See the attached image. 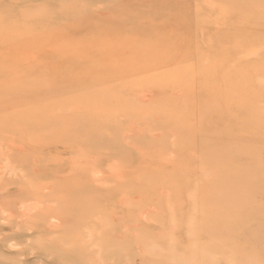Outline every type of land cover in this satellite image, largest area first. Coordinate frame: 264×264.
I'll return each instance as SVG.
<instances>
[{"label":"rangeland","instance_id":"obj_1","mask_svg":"<svg viewBox=\"0 0 264 264\" xmlns=\"http://www.w3.org/2000/svg\"><path fill=\"white\" fill-rule=\"evenodd\" d=\"M13 6H0V84L24 85L4 100L49 120L50 179L30 186L48 184L63 214L52 249L80 236L71 263L51 264H264V0ZM3 220L0 262L42 264Z\"/></svg>","mask_w":264,"mask_h":264},{"label":"bare ground","instance_id":"obj_2","mask_svg":"<svg viewBox=\"0 0 264 264\" xmlns=\"http://www.w3.org/2000/svg\"><path fill=\"white\" fill-rule=\"evenodd\" d=\"M19 1H23V0H0V6L14 5L17 8ZM10 16L8 18H4V16L0 13V24L2 23L5 24V22L11 23L12 20H10ZM12 18L15 19L14 13L12 14ZM75 72L78 73V75L81 74L79 70L75 69ZM70 75L71 73L68 74V76ZM75 77L77 76H72L69 79ZM81 77H83V75ZM16 80L17 79L12 78V81H14L12 82L13 83L12 86H9V83L5 85L0 84V141L2 138L7 139V143L5 145H0L1 146L0 165L1 164L3 165L0 166V183L2 182L1 190L4 191V193H8V196L6 197L1 196L0 198V218H4L5 220H7L6 226L11 231H13L11 237L15 238L17 242H26L27 243L26 253L36 256H41V259L43 260L42 264H51L50 260L52 259V257L56 260L65 258L68 259L71 263V260L69 258H72L76 253H78L77 252L78 249L76 248L75 242H77L80 239V236L77 234L76 235L71 234L69 237H67L68 233L66 231H63V229H60V231L61 232L63 231L64 234L61 236L63 237L61 240L67 241L69 243L72 242L71 243L72 246H70L71 248L68 249L62 247L58 248V252H55L52 249V243H51L53 238L51 239L50 237L51 229H52L51 227L54 226L53 224L55 220L52 222L51 218L54 217L55 214H57L59 218H63V214L62 212L54 213L51 211L49 204L51 203L53 197L52 194H50V190H49L50 186L48 184L47 186H44L40 190H37V188L32 189L30 186L31 183L35 180L48 181L50 179L51 162H50V158H48L45 153L47 147H49L48 146L49 142H47L46 138L41 137V136H46L45 134H47V132L43 131L39 133L38 131L39 130L38 127H40L41 125L42 126H47L46 124L49 125V120H46L44 118V115L42 116L41 113L33 112L36 109V106L33 103H29V101H28L29 105L27 103L20 102L21 107H17L14 105L10 106L11 104L6 103V102H10V100L9 99H7L8 101L4 100L6 97L4 91L6 89H10V90H14L18 88L20 89V86L24 85V83L16 84L15 83ZM60 81L65 82L66 84H68L69 82L70 84L72 83V81L68 80V77L65 80L61 79ZM47 82L50 83L48 80ZM73 82H77V81H73ZM48 83L45 85L47 86ZM45 85L42 86L43 88H41L40 86L35 87L32 85L27 87L26 85V91L28 95L42 94L43 90L46 89ZM15 93L16 95L19 94L18 92ZM57 102L58 101H56L55 103ZM48 107H50V105ZM8 110L13 111V113L9 114ZM15 114L16 116L22 115V117H24L22 123L18 122V120L17 121L15 120L16 121L15 122L11 119ZM23 123H27L28 125L26 127L27 128L26 130H21V128L19 127ZM252 136L250 138H252ZM257 140L258 139H256V141ZM256 141L253 140V142ZM258 153L260 154L259 151ZM252 155L251 157L254 158V156ZM257 157H259V155ZM229 158L231 159V157ZM225 166L227 167L226 164ZM3 168H5L6 170L2 171ZM259 173L261 174V172ZM9 175L10 177L7 178V176ZM261 177H257V178H261ZM250 179L256 180V178L253 179L250 178ZM254 184H258V183L256 182ZM30 200H32V202L28 203L27 201ZM14 209H21V211L23 212L20 211L21 213L17 212L15 215H12V212L10 213L9 211H12ZM8 212L11 215L10 214L8 215L7 214ZM5 220L3 221L5 222ZM3 228L0 227V229ZM6 239L7 237H5L3 241H6ZM107 242H109L107 243L109 244L108 247H106L107 244L105 245L103 243L98 244V246H101L102 249L106 248L104 252L105 255L110 257H115V252L108 253L110 249L111 251L112 250H118L120 252L122 251L121 250L122 247L119 248V244L118 246H116V244L113 245L111 241H107ZM94 243L97 244V242ZM112 247L114 248L112 249ZM83 260L85 259L83 258L82 260H79V262L82 263ZM30 263L31 262L29 261V259H26L24 261V264H30ZM0 264H6V263L1 261ZM90 264H95V263L91 262Z\"/></svg>","mask_w":264,"mask_h":264}]
</instances>
